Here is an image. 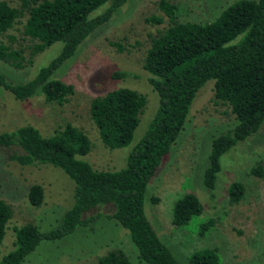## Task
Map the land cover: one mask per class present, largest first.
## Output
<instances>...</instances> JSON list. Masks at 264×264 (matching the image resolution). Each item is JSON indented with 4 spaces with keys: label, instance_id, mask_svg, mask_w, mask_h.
Returning <instances> with one entry per match:
<instances>
[{
    "label": "trees",
    "instance_id": "obj_1",
    "mask_svg": "<svg viewBox=\"0 0 264 264\" xmlns=\"http://www.w3.org/2000/svg\"><path fill=\"white\" fill-rule=\"evenodd\" d=\"M107 0H20L18 7L0 0V60L21 68L26 61L54 42L63 43L61 52L42 67L31 80L13 84L0 72V86L15 99L42 94L47 102L62 103L73 92L71 84L52 78L63 61L76 52L79 44L99 25L111 17L126 0H113L107 9L90 18L89 14ZM159 8L169 18L167 28L152 37L147 48L143 69L148 82L159 96L158 109L144 136L126 157L118 170H98L80 157L90 151L86 133L70 123L43 136L32 125H22L0 133V146L12 148L10 160L20 165L50 164L61 168L74 182V203L60 223L40 231L26 223L14 227L13 249L0 258V264H22L25 257L42 240H57L89 221L88 213L97 206L111 203L114 218L130 235L138 257L150 264H182L162 242L144 211L147 185L164 157L184 128L190 105L197 91L208 80H214L213 102L225 105L235 119V125L211 143L209 166L203 183L213 190L219 159L238 141L256 132L264 121V0H237L225 7L210 22H178L175 4L159 0ZM25 16L22 34L31 44L26 58L24 48H16L15 37L7 35ZM148 22L161 23L162 18L150 16ZM121 50L119 42H110ZM125 72L115 71L112 77L122 78ZM146 97L130 88L110 90L94 97L89 106L91 120L105 146L119 148L130 143ZM262 177L260 165L251 169ZM231 201L242 196V184L232 182L227 187ZM27 199L37 207L43 201V188L29 186ZM156 200V198H154ZM202 205L191 191L184 192L172 204L171 224L183 227L200 215ZM11 217L9 205L0 199V243ZM213 220L201 224L208 227ZM187 264H220L215 248L199 249L187 258ZM96 264H131L121 250H110Z\"/></svg>",
    "mask_w": 264,
    "mask_h": 264
},
{
    "label": "rangeland",
    "instance_id": "obj_2",
    "mask_svg": "<svg viewBox=\"0 0 264 264\" xmlns=\"http://www.w3.org/2000/svg\"><path fill=\"white\" fill-rule=\"evenodd\" d=\"M5 1L20 5V0ZM112 1L107 0L89 17L103 13ZM158 1L126 0L79 44L73 56L54 70L52 78L73 87L64 102H47L42 94L19 100L0 86V133L29 124L48 137L70 123L86 133L90 141V151L80 157L82 160L98 170L123 168L127 155L144 136L159 106V96L143 69L152 37L170 23ZM168 1L176 6L178 22L205 23L213 21L237 0ZM152 15L161 17L162 22L146 21ZM24 20L25 16L20 18L7 35L15 37L14 46L24 48L27 58L31 42L22 34ZM0 41L8 43L7 36L0 37ZM112 41L119 42L121 50L111 45ZM62 47V42H54L37 53L31 64L25 61L21 68L0 60V72L13 84L25 83L57 57ZM115 71L125 72V76L112 77ZM126 87L143 94L146 105L130 143L112 149L101 140L89 106L94 97ZM213 87L214 80H208L197 91L183 130L148 182L144 211L162 242L182 264H187L191 253L203 248H215L220 264H264V121L256 132L220 156L214 188L207 190L203 174L209 166L212 140L235 125L230 109L213 102ZM13 150L0 146V199L11 209L0 243V258L13 249L15 226L32 223L40 231L49 230L60 223L74 203L75 184L61 168L50 164L20 165L9 158ZM258 165L262 177L251 173ZM232 182L242 184V196L237 201H231L227 192ZM32 184L43 188V201L37 207L27 199ZM187 191L198 197L202 212L187 225L175 227L171 224L172 204ZM113 210L111 203L97 206L88 213L91 216L86 224L60 239L40 241L22 264H96L110 250H121L131 264H150L138 257L129 232L111 217ZM208 220L213 223L202 229L201 224Z\"/></svg>",
    "mask_w": 264,
    "mask_h": 264
}]
</instances>
